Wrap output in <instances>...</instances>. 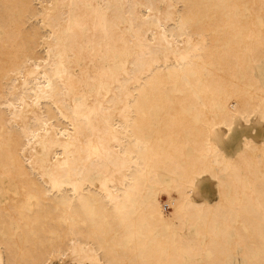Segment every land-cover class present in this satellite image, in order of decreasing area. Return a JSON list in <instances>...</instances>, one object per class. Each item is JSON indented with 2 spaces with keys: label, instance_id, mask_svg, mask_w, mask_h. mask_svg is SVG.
<instances>
[{
  "label": "bare ground",
  "instance_id": "bare-ground-1",
  "mask_svg": "<svg viewBox=\"0 0 264 264\" xmlns=\"http://www.w3.org/2000/svg\"><path fill=\"white\" fill-rule=\"evenodd\" d=\"M262 65L264 0H0V264H264V139H211Z\"/></svg>",
  "mask_w": 264,
  "mask_h": 264
},
{
  "label": "rangeland",
  "instance_id": "rangeland-1",
  "mask_svg": "<svg viewBox=\"0 0 264 264\" xmlns=\"http://www.w3.org/2000/svg\"><path fill=\"white\" fill-rule=\"evenodd\" d=\"M262 68L264 72V65H262ZM255 74L264 82V77L260 75V72H256ZM244 124L245 123H243L239 119H236L233 125V130L226 136L222 134L224 132L222 130L217 134L218 136L214 134L211 139L213 142H217V144H219L218 146L227 156H232L236 153V151L240 150L244 133L246 136L253 137L257 141H262L264 139V125L261 122L257 121L255 115H252L250 122L246 123L245 125ZM205 177L197 179L196 188L193 192L192 199L194 201H201L209 204L215 201V199L217 198V187L214 180L210 176H207L206 179ZM209 177L210 179H208ZM214 187L216 190L214 189ZM161 195V206L163 213L164 215H169L172 212V208L169 205L168 196L164 193ZM172 196H175L174 191L172 192Z\"/></svg>",
  "mask_w": 264,
  "mask_h": 264
}]
</instances>
